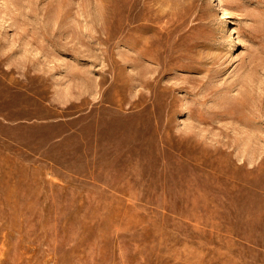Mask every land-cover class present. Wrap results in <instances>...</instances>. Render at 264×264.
<instances>
[{"label": "rangeland", "instance_id": "1", "mask_svg": "<svg viewBox=\"0 0 264 264\" xmlns=\"http://www.w3.org/2000/svg\"><path fill=\"white\" fill-rule=\"evenodd\" d=\"M0 264H264V0H0Z\"/></svg>", "mask_w": 264, "mask_h": 264}]
</instances>
